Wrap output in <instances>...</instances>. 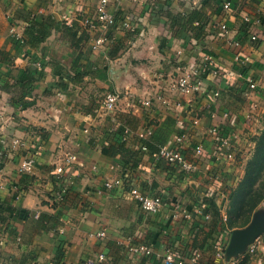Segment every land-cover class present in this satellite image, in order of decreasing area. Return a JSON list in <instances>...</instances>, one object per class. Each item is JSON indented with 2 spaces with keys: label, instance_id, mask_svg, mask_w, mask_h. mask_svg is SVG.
I'll use <instances>...</instances> for the list:
<instances>
[{
  "label": "crops",
  "instance_id": "obj_1",
  "mask_svg": "<svg viewBox=\"0 0 264 264\" xmlns=\"http://www.w3.org/2000/svg\"><path fill=\"white\" fill-rule=\"evenodd\" d=\"M208 1L108 0V11L129 16L136 31L125 37L127 31L117 25L111 37L110 26L87 28L81 23L83 17L94 16L100 0H0L1 262L83 264L103 252L111 264H162L160 256L170 249L184 258L199 250V264L219 263L216 247L225 249L231 231L213 228L203 200L207 191L218 193L213 202L224 216L229 192L253 154L264 112V23L259 21L264 0H229L225 35L217 29L222 10L215 11L217 4L208 6ZM202 8L209 15L202 39L194 35L195 21L170 27V15ZM244 21L253 25L243 32ZM34 22L47 23L49 33L32 47L25 34ZM66 26L84 35L77 49ZM250 34L257 36V45L249 41ZM98 36L106 41L95 51L91 44ZM118 43L120 48L110 55ZM204 53L222 66L230 84L222 79L216 101L207 94L173 93L171 82ZM237 53L253 63L257 86L247 94L235 70ZM110 91L127 92L138 102L152 96V112L125 101L104 112L100 96ZM158 95L169 104L159 103ZM224 112L238 118L239 139L233 157L216 160L209 129L223 122ZM167 115L175 125L166 144H172L181 125L183 154L191 158L196 145L202 146L198 168L189 176L138 149L135 133ZM124 127L129 131L124 145L132 159L117 150ZM32 145L39 146L40 154L33 171L21 173L20 163L31 155ZM68 155L74 157L67 167L72 185L63 201L53 205L49 198L57 185L52 172ZM134 159L135 166L129 167ZM121 165L133 172L142 191L161 194L160 211H143L127 187H103ZM211 174H221L223 181L208 179ZM174 203L180 204L178 210ZM263 207L264 202L256 210ZM140 245L151 253L131 251Z\"/></svg>",
  "mask_w": 264,
  "mask_h": 264
},
{
  "label": "built area",
  "instance_id": "obj_2",
  "mask_svg": "<svg viewBox=\"0 0 264 264\" xmlns=\"http://www.w3.org/2000/svg\"><path fill=\"white\" fill-rule=\"evenodd\" d=\"M107 5L108 0H100L99 4L95 8L92 19L98 23L97 27L108 28L109 26H114L116 23L115 14L108 11ZM228 13H230V2L225 1L222 3V17L217 26V29L222 35L228 33V27L226 23ZM85 25L87 28L94 27L92 21H90V18L85 19ZM120 26L123 29H132L134 27V21L131 20L129 16L122 15L120 17ZM11 31L13 32V30ZM255 38L256 35L253 34L251 39ZM105 41L106 38L104 36L95 37L92 40V49L95 51L102 50ZM233 43L238 45V42ZM233 60L234 65L237 67L251 63L247 58H243L238 53L234 56ZM237 67H235V70L240 81L245 84V93L247 94L248 92L254 91L257 86V80L254 78V75L251 72V68L253 66H250L243 71ZM224 73L225 72L223 71L222 66L214 60V57L204 53L201 60L196 65L191 64L178 74V76L171 82L170 90L173 93L190 97L197 95L203 96L204 94H207V96L210 97L212 101H216L219 98L221 92L222 79L226 80L227 84H230V80L226 78ZM156 99L163 105L169 104L168 100L162 95H158ZM153 100L154 98L152 96H147L138 102L136 98L132 97L127 92L110 91L104 95V98L101 102V108L104 112L110 113L117 109L119 103L125 101L127 102L126 104L131 108L142 107L143 109L152 112L151 108L153 105ZM222 117L223 122H221V124H214L209 129V132L215 140L214 158L216 160H229L231 157H233V153L236 150L238 144V118L228 112H224ZM153 126V123L149 122L146 127H143V129L138 132V134L135 133V136L139 139H146L151 134ZM180 128L175 133L172 144L162 145L156 152L153 153V156L156 160H163L178 167V169L183 172L184 175L189 176L195 173L198 168V159L202 154V146L197 144L194 148L191 158H187L183 154L182 149L185 131L181 125ZM120 136L123 142H127L129 140V131L127 127H124ZM138 149L140 151H146V148L143 145H139ZM32 150L33 152L31 155L20 163L19 171L21 173H29L33 171L34 160L35 157L40 154V149L38 145H32ZM73 158V156L68 155L66 157L65 163L57 165L52 172L57 185V188L53 191L49 198L50 203L53 205L59 204L61 201H63L65 195L72 185L67 167ZM2 177L3 176H1L0 173V184ZM208 179L217 182L223 181L221 174H213L212 176H208ZM137 182L138 181L133 172L127 166H121L117 169L116 174L112 178L103 181V187L109 190L127 187L128 193L133 197V199L138 203L139 207L143 211L150 213H156L160 211L164 205L161 194L156 193L149 195L140 189ZM212 193H214L217 197L220 196L214 191H212ZM173 205L177 210L180 208L179 203H174ZM182 212L184 213V217H189L187 212L183 210ZM206 218H208V216H206ZM223 218L225 219L226 216L224 215ZM103 235V230L97 233V236L99 237H102ZM131 251L151 253L152 249L148 246L140 245L131 248ZM200 256L201 253L199 250H191L187 258H184L179 253L168 249L162 256H160V260L162 264H199ZM216 257L220 260L224 258V249H222L220 246L216 247ZM0 264L4 263L0 261ZM83 264H111V262L103 252H97L88 257Z\"/></svg>",
  "mask_w": 264,
  "mask_h": 264
},
{
  "label": "trees",
  "instance_id": "obj_3",
  "mask_svg": "<svg viewBox=\"0 0 264 264\" xmlns=\"http://www.w3.org/2000/svg\"><path fill=\"white\" fill-rule=\"evenodd\" d=\"M229 0H209L208 6H210L211 3H216V9L222 10V3ZM166 6V4H164ZM122 15L115 14L116 17V23L114 26H120V17ZM168 17V16H167ZM170 27L177 25L183 28L184 26L181 24L185 23H193L194 21L197 23L195 26L196 30L194 32V35L197 37H201L202 39V28L206 25V23L209 20V15L205 10L202 9H192L187 14H173L168 17ZM260 23H264V16H261L259 18ZM74 25V24H73ZM252 22H246L244 21L241 28L244 31H247L249 26H252ZM112 26V27H114ZM73 26H66L68 30H70ZM49 25L45 22L41 24H36L35 22L30 24V27L26 30V38L28 41V44H30L32 47L37 46L41 41H43L49 31H48ZM127 32L125 33V37H132V33H136V31L133 30H127L124 29ZM71 31V37L77 41L74 43V49H77L79 46V41L81 40L82 36L84 35L77 33L78 30H70ZM252 35H249V41L253 45H257L259 43V40L256 36L255 39H251ZM120 43V42H119ZM118 43V46L115 47L112 52H110V55H113L119 48L120 44ZM116 49V51H115ZM76 59H79L81 57V53L77 52ZM253 66V63L247 64V65H241L237 68H240L241 71L247 69L248 67ZM80 75V74H79ZM153 123V129L151 134L146 139H139V143L143 146H145L146 151L150 153L156 152L159 147L166 144L170 135L172 134V131L174 130L175 125V119L167 115L162 120H155ZM122 127V126H121ZM121 128H117L116 133L120 134ZM253 142L255 144L253 155L251 158L246 162L244 167V172L241 177V179L238 181L236 186L229 192L228 196V208L226 211V218L224 219L223 216L220 214L219 209L213 202V195H215L212 192L207 191L205 195V199L203 200V204L207 205V208H209L208 213L210 214V223L213 224V228H216L218 226L220 230L227 227L230 231L234 228L244 227L246 224L249 223L251 216L253 212L256 210L258 205L262 202H264V115H263V125L260 133L256 135L253 138ZM117 150L120 152L122 156L129 155V158L132 159V152H130L124 145V142L120 141V144L117 148ZM117 152V151H116ZM129 159V160H130ZM136 160L132 161L131 164H129V167L135 166ZM122 166V165H121ZM213 174L209 175L212 176ZM216 196V195H215ZM9 209V208H8ZM12 210V209H11Z\"/></svg>",
  "mask_w": 264,
  "mask_h": 264
},
{
  "label": "water",
  "instance_id": "obj_4",
  "mask_svg": "<svg viewBox=\"0 0 264 264\" xmlns=\"http://www.w3.org/2000/svg\"><path fill=\"white\" fill-rule=\"evenodd\" d=\"M264 233V210H255L247 225L242 228L231 230L228 242L224 249L225 261H230L233 257L240 255L253 241Z\"/></svg>",
  "mask_w": 264,
  "mask_h": 264
},
{
  "label": "rangeland",
  "instance_id": "obj_5",
  "mask_svg": "<svg viewBox=\"0 0 264 264\" xmlns=\"http://www.w3.org/2000/svg\"><path fill=\"white\" fill-rule=\"evenodd\" d=\"M92 18H93V16H90V21H92V24L94 25V27H96L98 25V23L95 20H93ZM81 23L83 24L84 27H86L84 17L82 18ZM109 29H110L109 35L108 34L107 35L112 37V33H111V31L113 30L112 26ZM100 97L103 99L104 95H101ZM263 115H264V112H263ZM263 115L260 119L261 124H260L259 133H260V131L262 129V125H263ZM254 146H255V144L253 142V150H254ZM248 160L249 159L245 160V162L243 164V169L241 171L242 174L244 172L245 164ZM238 181H237V183H238ZM227 208H228V203H227V207L225 209V216H226ZM239 228H242V227H239ZM218 264H264V233L261 234L260 236H258L253 241V243L249 247L246 248V251H244L240 255L233 257L230 261L220 260Z\"/></svg>",
  "mask_w": 264,
  "mask_h": 264
}]
</instances>
